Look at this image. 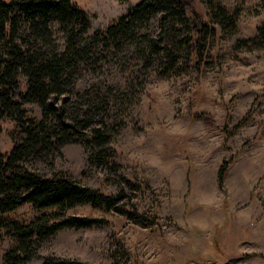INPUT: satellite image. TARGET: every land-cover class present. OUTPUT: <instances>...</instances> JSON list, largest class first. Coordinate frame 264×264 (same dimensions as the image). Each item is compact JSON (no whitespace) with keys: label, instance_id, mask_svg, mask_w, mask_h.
Returning a JSON list of instances; mask_svg holds the SVG:
<instances>
[{"label":"rangeland","instance_id":"obj_1","mask_svg":"<svg viewBox=\"0 0 264 264\" xmlns=\"http://www.w3.org/2000/svg\"><path fill=\"white\" fill-rule=\"evenodd\" d=\"M72 1L89 16L92 34L141 0ZM219 2L225 28L193 0L187 27L168 33L153 20L141 28L157 49L144 42L95 50L75 70L67 114L88 111L90 127L103 128L108 143L98 155L79 140L28 166L117 197L123 212L68 211L101 223L34 245L25 264H264V43L255 40L264 0ZM204 23L214 34L199 42L195 27ZM53 39L61 48V36ZM23 107L40 118L37 105ZM14 131L3 125L0 153L17 142ZM39 214L23 206L5 218L27 224ZM15 245L3 238L0 264Z\"/></svg>","mask_w":264,"mask_h":264},{"label":"trees","instance_id":"obj_2","mask_svg":"<svg viewBox=\"0 0 264 264\" xmlns=\"http://www.w3.org/2000/svg\"><path fill=\"white\" fill-rule=\"evenodd\" d=\"M201 2L210 20L215 18L225 28L228 13L219 0ZM192 5L193 0H141L105 30L89 34L90 18L72 0H0V132L3 125L12 123V138L18 139L8 154L0 153V245L7 235L16 241L5 254L4 264H25L34 256L30 250L34 245L62 231L88 229L101 223L98 219L66 216L77 207L123 212L119 198L65 176H43L28 163L53 160L61 147L79 140L101 155L108 143L103 128L90 127L88 111L71 115L66 111L75 70L95 57V50L103 54L111 47H140L144 42L148 49H157L141 28L156 20L161 31L176 32L189 25ZM256 31V42L264 43V23ZM195 32L199 42L214 34L208 23L196 26ZM54 35L61 36V48ZM188 45L196 52L190 40ZM25 103L39 107V119L29 117ZM87 128L89 131L83 132ZM223 169L224 165L218 172L219 183ZM23 206L39 216L27 224L6 220V215ZM43 264L84 263L46 259Z\"/></svg>","mask_w":264,"mask_h":264}]
</instances>
